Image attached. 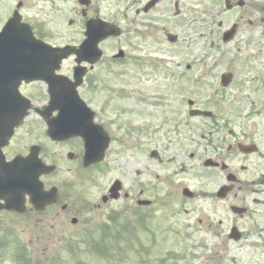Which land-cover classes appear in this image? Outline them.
<instances>
[{
    "label": "rangeland",
    "instance_id": "374dc122",
    "mask_svg": "<svg viewBox=\"0 0 264 264\" xmlns=\"http://www.w3.org/2000/svg\"><path fill=\"white\" fill-rule=\"evenodd\" d=\"M49 1L0 0V28L18 3L23 2L21 15L27 22L35 26L43 18L50 19L45 25L52 45L80 44L85 25L76 19L75 12L80 14L76 0L52 2L64 11H71V22L51 15ZM185 2L189 9L195 4L194 0ZM97 6L103 18L123 30L119 40L101 46L105 51L103 64L89 74L88 83L81 90V96L92 101L100 123H105L113 138L102 189L78 188L70 202L85 199L86 211L70 215L67 223L52 217L50 212L27 214L19 238L15 231L4 238L0 264H264V246L257 231H247L248 239L240 242L227 237L231 226L228 219L234 218L229 207L233 201L226 204L213 197L218 185L212 180V171L203 170L201 165L210 155L206 143L211 135L209 130L222 129L226 119L230 123L245 122L236 118L239 107L245 104L234 99L252 95L257 87L242 82L246 63L243 57L231 50L232 45L210 53L209 44L194 36L191 10L186 9L180 20L172 19L169 12L173 7H166L163 2L131 24L135 11L131 0H99ZM169 33L179 36L176 44L168 42ZM118 48L126 52L127 58L123 63L113 64L111 56ZM188 65L192 66L190 71L186 70ZM226 72L237 75L236 83L222 91L220 77ZM200 79L202 82L198 84ZM36 88L24 89L34 93ZM190 100L196 102V108L213 111L218 117L192 118ZM251 123L264 129V117ZM166 131L176 141L161 140L156 145L169 143L172 147L165 160L168 162L175 156V162L162 167L155 162L147 163L152 149L150 134ZM192 154L197 157L192 159ZM156 174L160 180H156ZM116 179L126 189L133 181H139L142 187L158 181L156 192L160 193L156 205L139 211L131 199L126 204L119 202L104 212L98 211L93 205L99 194ZM185 188L198 197L184 198ZM109 211L114 216L113 224L107 223ZM140 214L148 215V222L142 226L137 223ZM72 217L79 220L75 226L70 223ZM200 218L205 221L202 226L198 224ZM221 220L225 225L223 232L216 227L207 229L209 222L218 224ZM238 220L237 226L246 230V219ZM97 245L99 252L91 249Z\"/></svg>",
    "mask_w": 264,
    "mask_h": 264
},
{
    "label": "flooded vegetation",
    "instance_id": "af4514ba",
    "mask_svg": "<svg viewBox=\"0 0 264 264\" xmlns=\"http://www.w3.org/2000/svg\"><path fill=\"white\" fill-rule=\"evenodd\" d=\"M98 1L82 0L83 3H81L80 0H76L77 7L80 9V14L75 12L76 19L82 20V24L86 26L91 19L103 18L100 7L97 6ZM147 1L149 0H131V8L135 9L131 24L136 22V17L148 15L163 2L166 3V7H173L169 12L172 19L180 20L187 9L186 0H157V5L152 10L144 13L143 9L147 5ZM194 1L195 4L190 9L191 11H187H190L193 16L191 19L194 23L195 38L209 44V51L232 45L231 50L241 54L243 61L246 62L244 65L245 70L242 71V82L257 87L252 95H245L246 97L242 99L240 97L234 99L238 104H245V106L239 107V114L236 117L238 120L245 122L230 123L226 120L224 128L209 130L211 135L206 143L210 155L204 159V164L201 163V165L203 170L212 171V180L218 185L213 196L217 199V196L224 191L225 197L220 199V202L227 204L233 201L232 204H229L230 207L239 206L243 209L242 213L233 214L234 218L228 219L231 223L228 231L231 232L235 227L239 229L237 226L238 219H246L247 229H239L242 240L248 239L247 231L251 233L257 231L259 242L264 246V129H259L255 123H251L253 119L264 117V0ZM52 2L53 0L50 4ZM55 6V3L50 6L49 13L51 15H56L68 22L72 21L71 11H64L63 8L60 9L59 6ZM48 20L50 19L48 18ZM48 20L43 18L41 23L38 22L33 26V32L38 39L50 43L49 32H46L47 27L45 25ZM233 28L236 30L234 40L229 44L218 43L225 33ZM110 41L116 42L115 39H109L101 46ZM237 43L241 47H238ZM110 61L115 63L114 56ZM69 63H71V66ZM75 63L76 58L74 56L63 62L58 75L73 80ZM100 64L94 68L86 63L83 66L87 67L88 71L92 73ZM90 73H87L85 77L86 82ZM236 77L237 75L234 74L231 86L236 83ZM66 83L68 82L66 81ZM36 85L43 86L44 89L30 93L24 89L28 85L24 84L21 87L23 95L28 97L32 104L24 123L14 129L9 143L4 144L0 137V246L4 242L2 239L6 238L12 231L17 232L15 236L17 239L19 238L20 233H22L23 219L27 214L50 212L52 217L65 220L67 223L70 215L84 213L87 206L85 199L80 201L77 199L76 203L70 201H73L78 188L84 189L93 186V188L101 190V181L105 169L109 168L110 165L111 156L109 153L113 138L105 123H100L97 112L95 111L94 125L101 126L110 137V145L103 159H100V152L105 145L103 134L96 135L97 132L93 129L91 133H88L80 121L79 124L77 122L75 131L67 134L65 131L66 123L63 120L58 122L59 118H65L67 115L82 118L86 115L82 108L66 98L62 99L59 104H51L47 85L45 83H33L30 86ZM83 100L91 109H94L91 100L86 98ZM6 127L7 123L4 124V129ZM4 129L0 123V131ZM57 132L63 134L57 135ZM176 139L170 137L167 131L165 134L163 132L162 134L151 133L148 140L152 146L151 155L146 159V162H155L158 167L175 162V156L169 159L168 162L165 160L169 147L172 146L167 143L157 147L156 143L161 140H164V143L166 141L173 142ZM88 141H90V146ZM153 151L156 153L153 154ZM190 157L195 159L197 155L192 154ZM17 159H26L24 162H26L27 169L30 170L31 174L34 172V167L36 163H39V160L52 168L50 173L40 177L44 185V191L54 192L50 198L53 200L52 203L44 209L39 210L31 204V197L28 194L25 196L23 162L16 169L8 168L9 164ZM208 160H210V167L206 166ZM149 174L152 175V171H149ZM155 178L160 180V175L156 174ZM114 182L116 181L114 180ZM155 182V184H147L142 187L139 181H133L131 187L127 189L123 185L121 196L115 200L109 198V192L113 185V183H110L108 188L99 194V198L93 207L100 212H104L115 203L123 202V204H126L132 199L133 204L139 209L152 208L156 205L155 201L160 193L156 192L160 184L158 181ZM137 188H139L138 192ZM147 198L151 199L152 204L141 205V202L146 201ZM195 199L196 196L192 200ZM108 213L106 218L111 219L110 211ZM113 213L115 216L118 215L116 211ZM204 222L202 218L198 219L200 226ZM70 223L75 226L79 223V220L77 217H72ZM224 226L222 220L217 225L212 221L207 225V229L211 230L216 227L217 230L223 232ZM227 237L231 239L230 234H227ZM16 250L19 252L18 249Z\"/></svg>",
    "mask_w": 264,
    "mask_h": 264
},
{
    "label": "water",
    "instance_id": "95a60500",
    "mask_svg": "<svg viewBox=\"0 0 264 264\" xmlns=\"http://www.w3.org/2000/svg\"><path fill=\"white\" fill-rule=\"evenodd\" d=\"M120 31L115 26H112L103 21H91L88 24L87 41L81 46L80 51L76 52L79 57V62L84 59L91 64H95L102 56L98 45L101 41L110 36H119ZM169 40L175 42L177 38L170 35ZM72 54L71 50L65 49H52L47 45L35 40L32 36L31 30L27 25L22 24L21 17L15 14L14 18L9 21L7 26L0 33V97L5 98L7 101V112L4 110L0 112V123L5 128L6 133L2 136L4 140L9 139L15 126L20 124L26 116L29 109V103L20 97L18 87L22 81H38L44 80L50 84V91L52 100L56 101L58 97H69L73 99V103L79 104L78 94L76 88L81 84V77L74 85H60V79L53 77L59 63ZM123 53H121V56ZM82 71V69H80ZM230 75L223 77V85L227 86L230 83ZM84 106V105H83ZM210 116V113H203L192 111V116L197 115ZM91 113H87L82 118L77 120L74 118L64 119L70 125H75L79 121L91 133L92 129L97 130V134L101 135L100 129L94 128L92 123ZM74 130V127H69V131ZM96 132V131H95ZM86 137V135H85ZM89 145L90 141H88ZM108 145V140L105 139V146L101 155L105 152ZM103 156V155H102ZM34 172L31 174L27 167H24L23 186L24 193H29L34 197L33 201L38 207H42L48 200L47 195L42 192V187L38 185V178L47 172L44 165L36 163ZM22 178V177H20ZM119 188L115 187L114 191ZM184 194L189 196V190H185ZM35 199V200H34ZM239 239V237H235Z\"/></svg>",
    "mask_w": 264,
    "mask_h": 264
}]
</instances>
